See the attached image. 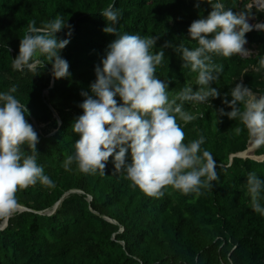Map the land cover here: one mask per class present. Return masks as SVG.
Segmentation results:
<instances>
[{
	"label": "trees",
	"instance_id": "trees-1",
	"mask_svg": "<svg viewBox=\"0 0 264 264\" xmlns=\"http://www.w3.org/2000/svg\"><path fill=\"white\" fill-rule=\"evenodd\" d=\"M249 1L219 2L264 21V12L248 8ZM110 4L120 13L118 34L157 38L153 52L163 49L165 56L156 75L171 81L170 95L185 85L198 90L197 74L183 68L182 54L164 45L195 47L188 29L193 21L207 18L212 10L207 3L197 7V0H0V92L17 87L14 95L27 107L26 118L38 134L37 164L55 184L38 182L17 192L23 210L0 229V264H264V215L252 210L246 187L251 171L264 180V160L234 157L230 162L231 155L247 149L250 138L246 130L239 136L232 131L243 128L239 119L219 115L221 108L232 110L223 101L227 97L231 102L237 83L264 95V71H255L264 57V30L246 33L254 50L249 57L213 58L223 66L219 80L211 85L219 98H210L209 104L185 103V110L202 116L188 124L178 119L185 143L203 135L201 147L217 165L219 179L202 189V195L166 192L150 198L131 187L125 173L114 174V157L105 175H85L75 164L71 171L63 168L79 140L72 126L83 114L82 93L92 95L95 69L102 68L108 46L117 38L103 32L108 22L101 12ZM57 15L71 26L57 34L59 40H70L60 53L70 66L69 75L54 79L52 63L43 56L36 58L41 63L31 71L14 70L12 60L19 55L27 24L35 21L39 27ZM25 151L31 154L27 146ZM255 155H264V146L257 147ZM260 203L264 207V191Z\"/></svg>",
	"mask_w": 264,
	"mask_h": 264
},
{
	"label": "clouds",
	"instance_id": "clouds-1",
	"mask_svg": "<svg viewBox=\"0 0 264 264\" xmlns=\"http://www.w3.org/2000/svg\"><path fill=\"white\" fill-rule=\"evenodd\" d=\"M200 3L209 4L212 10L207 18L193 21L188 29L196 46L164 45L182 54L183 68L197 74L198 90L185 85L175 95L169 93L171 81L161 80L156 75L165 56L163 49L153 52L157 38L118 34L119 11L112 4L102 10L101 15L108 22L103 32L117 38L108 46L102 68L95 69L97 79L90 85L92 95L82 93L85 99L79 107L83 114L72 126L79 140L74 144V155L63 161L65 171H71L75 164L85 175L97 172L105 175L107 163L114 157V174L125 173L130 186L138 187L150 198H161L166 192L199 197L202 189L213 187V182L219 179L217 165L213 155L201 147L205 143L204 136L185 143L186 135L178 119L188 124L198 115L202 116L185 110V103L209 104L210 98H219L220 93L211 85L219 80L223 66L213 58L252 55L245 49V36L253 26L246 12L226 9L219 0H197L196 6ZM65 27L71 26L59 15L39 27L35 21L28 23L12 68L31 71L41 63L36 58L43 56L52 63L54 79L66 78L70 66L60 53L70 40L57 38ZM254 27L264 30V24ZM71 34L69 31L68 36ZM255 71H264V57L259 59ZM16 92L15 85L0 92V219L4 221L20 206L18 191L38 182L55 187L37 164L38 134L28 122L25 115L28 109L16 98ZM230 95L231 102L227 97L223 102L232 110L225 112L221 108L219 115L234 121L239 119L243 128L235 126L234 134L239 136L246 130L257 147L264 146V95L257 96L242 83H237ZM25 146L31 154L26 153ZM129 151L131 163L128 162ZM246 187L252 210L264 215L260 203L264 180L251 171Z\"/></svg>",
	"mask_w": 264,
	"mask_h": 264
},
{
	"label": "rangeland",
	"instance_id": "rangeland-1",
	"mask_svg": "<svg viewBox=\"0 0 264 264\" xmlns=\"http://www.w3.org/2000/svg\"><path fill=\"white\" fill-rule=\"evenodd\" d=\"M255 1L256 0H251V3L249 2V5H248V8H254V9H257L258 11H262V12H264V10H262V9H258V8H256V6H255ZM260 4H264V3H260ZM248 22H249V24L250 25H252L253 26V30L252 31H261V30H258V29H256L254 26L255 25H257V24H264V22H262V21H257V19L255 18V17H249V19H248ZM245 49L246 50H248L251 54H253L254 53V50L253 49H251L250 47H249V44H248V42H247V44L245 45ZM242 56V55H241ZM250 56V55H249ZM249 56H242V57H249ZM258 96V95H257ZM252 144H254L252 141H251V143H250V147H251V145ZM257 148V147H256ZM256 148L254 149V151H251V153H253L252 155H254V156H256L255 155V150H256ZM250 149V148H249ZM249 153V152H248ZM248 153H245V155L246 156H250V155H248ZM264 155H262V156H256L257 158V161H260L261 162V159H262V157H263ZM253 157V156H252ZM252 159V158H251ZM255 160V159H254ZM18 209H20V208H18Z\"/></svg>",
	"mask_w": 264,
	"mask_h": 264
},
{
	"label": "water",
	"instance_id": "water-1",
	"mask_svg": "<svg viewBox=\"0 0 264 264\" xmlns=\"http://www.w3.org/2000/svg\"><path fill=\"white\" fill-rule=\"evenodd\" d=\"M51 88H52V86H51L50 88L46 89L45 94H47ZM50 109H51V111H52L54 117L58 120L59 124H61V120H60V118H59L57 112H56L51 106H50ZM36 127L39 129V126H38V125H36ZM250 143H251V139L249 140L248 147H247V149H246L245 151L240 152V153H237V154H233V155H231V156H230V162L233 161V158H234V157L250 158V159L252 158V159L257 160L256 158H254V157H252V156H246V155H245V153H247V152H251V151H254V149L257 147L256 145H254L253 149H249V148H250ZM257 157H258V156H257ZM259 157H260V156H259ZM263 160H264V156L262 157L261 161H263ZM57 206H58V204L55 205V208H56ZM19 208H20V211L23 210V208H21V207H19ZM6 222H7V220H6Z\"/></svg>",
	"mask_w": 264,
	"mask_h": 264
},
{
	"label": "built area",
	"instance_id": "built-area-1",
	"mask_svg": "<svg viewBox=\"0 0 264 264\" xmlns=\"http://www.w3.org/2000/svg\"><path fill=\"white\" fill-rule=\"evenodd\" d=\"M213 1H216V0H213ZM220 1V0H219ZM250 3H251V0L249 1ZM263 3L264 2V0H256L255 1V6H256V8H258V9H262V10H264V4H260V3ZM257 10V9H256ZM262 22H264V21H262ZM262 24V23H261ZM16 211H20V209H17ZM7 226V223H6V221H3L2 223H1V225H0V229H4L5 227Z\"/></svg>",
	"mask_w": 264,
	"mask_h": 264
},
{
	"label": "bare ground",
	"instance_id": "bare-ground-1",
	"mask_svg": "<svg viewBox=\"0 0 264 264\" xmlns=\"http://www.w3.org/2000/svg\"><path fill=\"white\" fill-rule=\"evenodd\" d=\"M262 3V2H261ZM264 3V2H263ZM255 144H252L250 149H253ZM248 153V152H247ZM253 153L249 152L248 155L253 156L254 158H257L256 156L252 155Z\"/></svg>",
	"mask_w": 264,
	"mask_h": 264
}]
</instances>
